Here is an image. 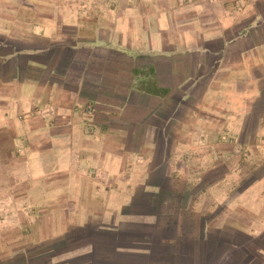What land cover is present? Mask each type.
<instances>
[{
  "label": "crops",
  "instance_id": "1",
  "mask_svg": "<svg viewBox=\"0 0 264 264\" xmlns=\"http://www.w3.org/2000/svg\"><path fill=\"white\" fill-rule=\"evenodd\" d=\"M184 1L0 0V264H264V0Z\"/></svg>",
  "mask_w": 264,
  "mask_h": 264
},
{
  "label": "rangeland",
  "instance_id": "2",
  "mask_svg": "<svg viewBox=\"0 0 264 264\" xmlns=\"http://www.w3.org/2000/svg\"><path fill=\"white\" fill-rule=\"evenodd\" d=\"M188 2V4L191 2V3H194L196 2L197 0H186ZM184 1V2H186ZM184 4H187V3H184ZM243 166H244V169H245V176H243L244 178V184L249 182L253 177H255L257 175L258 172H256L255 170V166L253 164H251V161H245L243 160ZM250 171V173L247 174V172ZM259 171V170H258ZM256 172V173H255Z\"/></svg>",
  "mask_w": 264,
  "mask_h": 264
},
{
  "label": "built area",
  "instance_id": "3",
  "mask_svg": "<svg viewBox=\"0 0 264 264\" xmlns=\"http://www.w3.org/2000/svg\"><path fill=\"white\" fill-rule=\"evenodd\" d=\"M88 112H91V110H89Z\"/></svg>",
  "mask_w": 264,
  "mask_h": 264
}]
</instances>
